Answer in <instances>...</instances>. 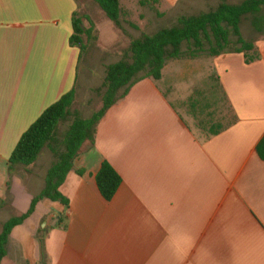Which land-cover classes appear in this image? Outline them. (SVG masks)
<instances>
[{
    "label": "crops",
    "instance_id": "1",
    "mask_svg": "<svg viewBox=\"0 0 264 264\" xmlns=\"http://www.w3.org/2000/svg\"><path fill=\"white\" fill-rule=\"evenodd\" d=\"M199 2L207 1L160 0L157 8L165 13ZM87 4L0 0V198L8 202L0 216L29 211L54 161L45 150L35 165L10 176L9 159L23 134L76 85L74 109L103 84L106 73L98 84L95 66L86 63L81 71L83 54L70 45L73 16L80 7L86 16ZM257 35L254 63L243 54L177 60L162 80L136 84L75 160L61 188L69 207L40 202L13 230L4 264H264V161L257 154L264 138V36ZM203 59L210 61L206 75L217 84L226 116L213 122L201 98L193 109V96L180 104L190 127L167 99L165 71L172 67L167 85L173 91L196 77L195 62ZM148 93L156 94L153 126L127 133L143 123L135 114L145 107L139 96ZM218 126L221 133L210 136ZM106 161L123 180L111 202L96 183Z\"/></svg>",
    "mask_w": 264,
    "mask_h": 264
},
{
    "label": "trees",
    "instance_id": "2",
    "mask_svg": "<svg viewBox=\"0 0 264 264\" xmlns=\"http://www.w3.org/2000/svg\"><path fill=\"white\" fill-rule=\"evenodd\" d=\"M125 33L121 19L120 0H92ZM160 0H144L141 6H150L159 17L157 5ZM218 1L217 7L208 12L183 14L169 28L154 34L141 33L133 37L124 56L115 64L109 65L100 88L93 90L102 99V107L91 117H83L74 109L77 98V85L57 103L48 108L38 120L23 134L9 159L10 176L17 168L26 170L37 163L45 150L53 155L54 161L45 177L44 189L34 197L30 209L20 216H13L3 223L0 233V264L8 257L13 230L25 223L36 211L40 202L49 200L69 207V200L61 188L74 170V162L86 143L94 144L97 128L107 113L123 101L131 89L143 80L160 81L166 66L177 60H198L217 57L223 54H243L247 64L259 59L255 43L247 40L242 32L245 21H249L254 32L264 36V0H241L230 3ZM91 21L83 14L73 16V35L70 45L79 48L82 54L87 50V42L92 38L94 26L86 28L84 20ZM87 40V41H86ZM193 109L198 100L192 98ZM200 127L206 129L202 122ZM222 127L208 131L216 136ZM257 154L264 161V138L257 146ZM29 172V171H28ZM96 183L102 197L111 202L122 186L123 180L109 162H104L96 176ZM8 204L0 198V210ZM64 220L60 218L59 225Z\"/></svg>",
    "mask_w": 264,
    "mask_h": 264
},
{
    "label": "rangeland",
    "instance_id": "3",
    "mask_svg": "<svg viewBox=\"0 0 264 264\" xmlns=\"http://www.w3.org/2000/svg\"><path fill=\"white\" fill-rule=\"evenodd\" d=\"M87 1L90 2L89 5L84 3L86 0H81V3L89 6V10H87L86 14L89 17L91 16L90 18L97 22L95 24L93 36L88 41L87 50L83 53L81 71H85L86 63L91 64V66H95L97 69L98 84L101 81L99 74L104 75L106 73V67L121 60L133 37H139L143 32L154 34L160 29L172 27L176 23L178 16L183 14L208 12L217 7L219 3L218 1H210L193 3L192 5L181 4L174 9L167 10L165 13H161L159 11V13L163 14L162 17H159L150 6L143 7L141 4L139 5L137 2L138 0H133L132 3L134 4L131 5L124 3L125 0H120L122 8L125 7V12H123L121 17L125 27V33L122 32L123 35L121 37V33L115 28L111 20L98 8L96 3L92 0ZM228 1L230 3H237L241 0ZM85 10L86 9L84 7H80L78 8V13L85 14ZM91 22L92 21L86 19L83 23L86 28H91ZM242 30L243 35L247 40H254L260 37L254 32L249 21L244 22ZM195 64H198L195 68L196 77H193L192 80L185 82L181 81L177 84L176 90L173 89V91L169 90L167 85L169 78H171L170 71L172 70V67H169V69L165 71L166 81L164 83L165 87L163 88H165L169 93L167 99L174 105L173 107L175 111L190 127L193 120L186 110L180 106V104L193 96L195 100H199L201 98L200 100L203 104H209V107L206 108V112L210 113L209 115H211L213 122L220 123L223 114L226 116V110L223 109L224 106L221 102V94L220 91L217 90L216 82L214 79L207 77L206 75L208 74L210 61L203 59L202 61H196ZM172 92L176 93L172 94ZM93 94L89 95L90 97L92 96L91 100L88 99L87 94H84L79 98L76 110H78L83 117H91L93 113L97 112L102 107L101 97L96 93ZM210 97L212 99H209ZM139 99H141L140 105L145 107L143 109L139 108L135 116L140 117V120H143V123L137 124L135 127L129 126L126 130L127 133L139 134L146 132L147 127L153 126L151 118L156 117V94H143L139 96ZM198 108L200 109L199 106ZM9 217H11L9 213L0 216V231H2L3 223L7 221Z\"/></svg>",
    "mask_w": 264,
    "mask_h": 264
}]
</instances>
